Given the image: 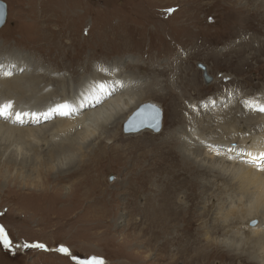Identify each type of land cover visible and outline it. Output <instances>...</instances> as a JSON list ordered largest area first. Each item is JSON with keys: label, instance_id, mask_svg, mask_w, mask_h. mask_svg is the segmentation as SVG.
Here are the masks:
<instances>
[{"label": "rangeland", "instance_id": "1", "mask_svg": "<svg viewBox=\"0 0 264 264\" xmlns=\"http://www.w3.org/2000/svg\"><path fill=\"white\" fill-rule=\"evenodd\" d=\"M1 1L8 4V15L5 25L0 28V58L9 65L7 67L9 71L24 69V73L15 75L20 81L16 85L21 87L24 93L27 91L33 93L39 88L44 89L45 94L57 93L61 91V88L68 87L67 100L73 101L79 98L82 90L88 89L93 82L100 79L111 84L113 81L122 79L125 81L128 78L133 81L136 92H144L157 77L159 81L169 82L172 90L168 87L164 90L170 93L179 92L178 77L188 78L189 76L196 80L203 99L189 102L186 101L188 98L184 97L185 100L182 103L183 97L180 98V111L176 115L172 114L173 109L170 108L172 99L167 97L169 95L167 91L154 87L148 89V92L156 95H150L140 102L137 109V112L141 110L138 113L140 116L137 115V128L140 126L138 118L141 117L144 106L147 103H153L163 110L161 131L157 134L142 132L125 139L127 138L125 135H128L125 133V127L133 126L128 125L135 114L132 111L127 116L132 115L119 124L117 129L113 126L117 141L119 138L125 139L124 141L137 140L138 145H136L139 147H143L150 140V143L162 144L165 134L172 129H177L175 126H179L178 119H180L181 127L187 125L186 121L191 118L189 114L192 112H188L186 109L188 106L191 105L196 111H200L206 104L210 108L219 105V97L221 99L228 95L229 100L236 94L235 97L252 95L251 97L255 98L262 95L261 92L264 90L262 86L264 82H260L263 80L256 81L258 78H264L262 55L255 60L250 55L254 52L243 48L245 59L243 64L246 66L241 69V72H235L233 70L235 67H231L228 63H231V60L222 56L228 52V48L241 45L248 37L240 32L237 34L238 37H232L231 26L238 18L250 13L252 9H248L246 5L250 0ZM169 10L173 11L169 12ZM42 16L44 19H39ZM46 17H53V23L46 25L44 22ZM257 22L264 25L260 18ZM36 37H39L38 43L33 42ZM229 37L233 40L231 41ZM164 48L165 51H163ZM182 59L183 62L176 63ZM260 60H262L261 63ZM12 64L15 67H10ZM21 64L24 67H19ZM199 64L209 69L207 70L211 78L209 83L205 82L204 73L198 67ZM170 67H172L170 74H162L163 71L171 69ZM184 69H188L187 73ZM102 72L103 76L100 74ZM159 74L167 76V79ZM109 78H112V81ZM151 78L154 79L151 80ZM137 83L143 86L139 91H137ZM258 83H261V87L253 86ZM11 85L14 83L9 84ZM12 90L18 92L15 86ZM183 91L184 96L186 93L194 94L191 88L188 92L187 88ZM232 92L233 95L228 94ZM33 97L40 96L37 93ZM60 99L47 98L36 104L20 101L21 106L19 105L18 108L23 111H26L24 109L46 111L60 103ZM212 101H215V106L211 103ZM1 102L6 101L0 96V104ZM59 117L56 116L55 119L47 122L43 121L39 125L12 124L20 131L9 132L5 129L7 132L0 133V227L4 229L10 242L6 246L0 241V264H84L93 257L102 260L103 264H222L221 258L226 260V264H230L231 261L234 264L247 262L248 258H243L247 259L244 261L242 256L240 257L241 253L235 255L234 252L229 253L226 250H232L234 247L230 248L233 243L227 242L230 238L225 230L224 234L221 232L212 235L220 244L208 247L205 252L206 257L201 256L204 255L201 254L202 252H198L199 255L180 254L178 252L182 247L179 245L175 248L169 245V252L166 253L165 250L157 248L160 242L163 243L162 239L156 241L154 247L150 241L151 236L146 234L149 226L144 224L143 214L137 213V210L133 208L126 209V204L131 201L137 204L145 203L143 192L139 195L136 189L137 174L140 171V161L137 157L130 159L128 164L124 165L109 161L103 155L102 160L97 164L96 168H99V171L96 173H103L98 179L101 180L103 188L109 191L107 199H113L109 203L110 208L93 212L94 215H92L93 209L86 210V207L78 205L81 191L84 190V187H75L78 177H70L73 173L64 178L57 172L41 173L44 167H41V161L54 152L53 149L59 146V142L68 138V132L74 123L72 122L74 116L71 119ZM185 117L186 123L182 121L186 119ZM57 120L63 122L55 123ZM66 124L67 127L69 124V129ZM45 125L46 128L42 129L40 134L38 133V139L43 143L37 145L28 138L29 131L26 129ZM243 127L247 135H252V128L249 125ZM236 141L238 142V139ZM46 143L50 145L51 148L48 146L50 149L43 148ZM96 143L93 141L88 144L86 152L94 150ZM115 144L119 143L115 142ZM74 153L75 169H77L81 164L79 159L81 153L79 151ZM114 155L116 156L117 153ZM147 155L148 162L149 154ZM113 164H120V167ZM96 173L94 172L92 176H96ZM165 176L167 175L163 173V177ZM219 184L224 188L221 181ZM216 186L209 189L208 194L203 195V202L197 209L198 214L204 215V211L209 213L197 222V227L191 230L193 234L203 238L201 243L203 249L208 245L204 243L206 232H203L200 226L208 224L211 230L213 226L220 223L215 219L217 211L213 205V202H217ZM69 188L78 190L72 189V193L68 194ZM112 193L114 195H111ZM155 200L160 207L159 200ZM205 207L210 210L207 211ZM140 219L141 223L138 222ZM257 224L258 220L254 219L250 221L249 227L253 228ZM244 239H246L245 236L241 235L237 245H241ZM43 244L48 245L51 252H47L43 247H25V245ZM64 248L68 250V257L67 254H63L64 256L61 253L58 254V250Z\"/></svg>", "mask_w": 264, "mask_h": 264}, {"label": "bare ground", "instance_id": "2", "mask_svg": "<svg viewBox=\"0 0 264 264\" xmlns=\"http://www.w3.org/2000/svg\"><path fill=\"white\" fill-rule=\"evenodd\" d=\"M204 1L209 0H203V2ZM246 5L248 6V9L252 10L249 14H246L240 19L238 18L237 21L235 20L236 22L231 26V33L232 37H238L237 34L239 32L243 35H248V37H246L244 42L239 46L228 48L226 45L228 52L222 55L224 58H229V60H231V63L227 62L231 67H235V69H233L235 72H241V69H244L246 66V64H243L245 61L243 58V48L250 52H254V54L251 53L250 55L251 58L255 60L261 55L264 57V25L257 22L258 18H260V20L264 23V15H262L264 11V0H250L247 1ZM43 16L42 18L39 17V19H44ZM45 19L46 21L44 22L46 25H48V23H53V17H46ZM229 39L231 40V37H229ZM33 42L38 43L39 37L33 39ZM165 50L166 49L164 48L163 51ZM183 61L184 60L182 59L176 63H181ZM261 61L262 60H260V63ZM21 66L24 65H19V67ZM170 68L171 69L163 71L164 73L162 74H170L172 67ZM13 73L14 74L11 77L0 76V96L6 102H13V112L21 111L18 108L19 105L21 106L20 101L36 104L47 98L56 97L61 98L60 100H65L69 97L68 87H64L63 89L61 88V91L57 93L48 92L45 94V90L40 88L38 91L35 90L33 93L29 91L24 93V91H21L22 88L16 85L20 83L17 76H19L18 74H21L22 72H16L14 70ZM162 74L159 75L167 79V76ZM154 78H151V80ZM238 79L240 80L239 77ZM109 80L112 81V78H109ZM257 80H263L260 82H264V78H258L256 81ZM177 81L179 82V92L176 90V93H170L169 91L164 90L167 87L170 90H172V88L169 87V82L167 83L166 80L159 81L157 77L144 92H136L134 90L135 86L133 81L128 78L125 81L122 79L116 82H111V84H118L121 85V87L116 90L113 96L106 99L102 104H98L95 108L85 106L80 109L79 114L74 115L75 118L74 120L72 119V122L74 123L71 125L72 128L68 132V138L65 141L63 139L59 142L58 147H53L55 148V150L53 149L54 152L48 156L46 155L47 158L41 161L42 166H40H44L41 173L57 172L63 178L66 175L73 173L70 177H78L75 182V187H84V190L81 191V198L78 201V205L86 207V210L93 209L91 212L92 214L93 212H100L102 210L109 209V203L113 200L107 199V192L109 191L103 188L101 180L98 179V177L102 176L103 173H96V171H99V168H96L97 164L100 160H102L103 155L109 161L111 160L112 162H118L124 165H127L130 159L137 157L140 161V171L137 174L136 189L137 194L143 192L142 195L144 198H142L145 199V203L137 204V202L131 201L126 204V209L133 208L137 210V213L143 214L142 220L144 221V224L149 226V231H147L146 234H148L149 237L151 236L150 241L152 245L154 244V247L156 245V241L162 239L163 243L160 242L161 244L159 243L160 245H158L157 248L165 250L166 253L169 252V245L174 248L179 245L182 247L178 252L180 254L187 255L202 252L201 254L204 255L201 256L206 257L207 255H205V252L208 247H214L220 244L212 237V235L214 233H221L225 230L228 238H230V240L227 239V242L233 243L230 248L234 247L232 250L226 249L229 253L234 252L235 255H239L241 253L240 257L242 256V259L248 258V260L243 259L244 261L247 260V262H242V264H264V170H261V167H264V159L260 158L261 154L264 153V113L253 110L264 106V90L261 92L262 95L255 98H253L254 96L251 97L252 95L243 96V93L241 94L242 96L235 97L236 94L233 95L232 92L228 93L229 95H233L228 100V95L225 96L224 94L225 97L221 99L219 97L218 99L220 100L219 105L210 108L208 104H206L204 109H201L200 111H196L191 105L188 106L186 109L188 112L192 111L189 114L191 118L187 120L185 117L186 119L182 120L183 122L187 120V125H183L181 127L180 119H178L179 126H175L177 129H172L165 134V138L162 140L164 143L162 144L150 143V140L149 143L143 145V147H139L137 146V140L124 141L131 135L137 136L142 132H152L156 134L160 132H154L150 129H144L137 133L125 135L127 138L124 140L119 138L117 141L116 139L117 135L114 132L115 128H113V126H116L117 129L119 124L125 122L132 115L127 116L129 113L132 111V113H134L138 109L140 102L144 101V99L150 95H156L148 92V89L151 87L158 90L159 88H162L161 90L168 92L169 95H167V97H169L170 100L172 99L170 108L173 109L171 111L174 115L178 114L180 111V98L183 97V100H181L182 103L185 100L184 97L188 98L186 101L189 102H197L203 99V97L201 98L203 94L200 91L201 89H199L200 87L196 84L197 82L195 79L189 78V76L188 78L178 77ZM12 82L14 85L9 86ZM218 83L219 82H217V84ZM13 86L18 89V92H14L12 90ZM253 86L259 88L261 87V83ZM262 86L264 87L263 84ZM141 87L143 86H141L140 83H137V91H139ZM184 88H187V92L189 91V88L193 89L194 94L186 93L184 96ZM223 89L221 90L223 91ZM86 90L87 89L82 90L81 93ZM37 93L40 97L34 98L33 96H36ZM101 95L102 93L97 92L95 93V98H99ZM79 99L80 96L71 102L78 101ZM86 99L92 100L93 96L90 95ZM63 102L64 101L59 104ZM147 105L155 106L153 103H147ZM155 107L159 108L158 106ZM24 110L31 111L27 109ZM32 110L37 111V109ZM139 112H137V114ZM162 121L163 119H161V128ZM57 122L60 123L63 121H55V123ZM153 123H155L154 118ZM12 124L15 123L11 122V120L5 122L4 120H0V133L2 131L7 132L5 129H8L9 132L14 130L20 131V129L14 126L21 125ZM243 124L245 127L249 125L252 128V135H247ZM46 125L48 126V124ZM46 125L44 127L39 126L40 128L35 127V129H30V127L27 128L26 130L29 131L28 138H30L37 145L43 143V141L38 139V135L42 129L46 128ZM236 139H238V142ZM93 141L97 142L94 150L86 152V149L89 146L88 144ZM115 142H118L119 144H115ZM48 146L50 147V145L46 143L43 145V148L46 147L47 149H50L51 147L48 148ZM209 146L214 147L210 149ZM216 149H219L222 154L216 155ZM229 149H233V151H228ZM75 151H79L81 153L79 156L81 164L77 169H75L74 162ZM114 153H117V155L115 156ZM249 153L251 155H248ZM147 154H149L148 162L146 160V157H148ZM229 156L232 158L229 159ZM253 157L256 159H252ZM113 165L120 167V164ZM252 165L254 166L252 167ZM94 172L96 173V176H92ZM163 173L167 176L163 177ZM219 181L224 184V188L219 186L221 185L219 184ZM131 182H133V180ZM144 184L146 185L145 187ZM214 186L217 188V202H213L214 208L217 211L215 213V219L220 223L213 226L211 230H209L210 225L208 224L200 226V228L202 227L201 230L206 232L204 243L208 245L205 249H203L201 246L203 238L196 236L191 232V230L193 227H197V222L205 218L209 213L204 211V215L198 214L197 209L203 202V195L208 194V190ZM72 189L70 190L69 188L68 191H70L67 193L71 194L73 191ZM145 192H148L149 194L147 195ZM111 195H114V193ZM155 199H158V202L161 203L160 207H158V203ZM204 209L207 211L210 210V208L207 207ZM254 219L258 220V224L255 227L250 228L249 223ZM138 222L141 223V219L138 220ZM241 235H244L246 239H244L241 245L238 246L237 244L241 239ZM43 248H45L47 252H51L48 245H44ZM60 253L62 255L67 254L68 257V250L66 248L58 250V254ZM220 261L222 264H226V260L221 258ZM230 264L234 263L231 261Z\"/></svg>", "mask_w": 264, "mask_h": 264}, {"label": "snow or ice", "instance_id": "3", "mask_svg": "<svg viewBox=\"0 0 264 264\" xmlns=\"http://www.w3.org/2000/svg\"><path fill=\"white\" fill-rule=\"evenodd\" d=\"M173 10H169L171 12ZM7 65L3 58H0V76L11 77L13 75L12 71L7 70ZM10 67H15L14 64L10 65ZM20 71H24L23 68H20ZM121 87L118 84H108L105 81H97L93 82L90 87L83 93L80 94V99L75 102H63L61 104L55 105L52 108H49L46 111H12L13 103L11 101L0 104V120L8 121L15 124H19L21 126L25 124H36L39 125L43 121L55 119L56 116L72 118L74 115L79 114L80 109L85 106H90L95 108L98 104H102L106 99L113 96L116 90ZM102 93L99 98H95V93ZM93 96L92 100H87L86 98L89 96ZM213 106H215V101H212ZM155 109V106H153ZM264 113V106L253 109ZM136 130V129H132ZM210 149L214 146H209ZM228 151H233V149H229ZM216 155H221V151L219 149L215 150ZM248 155H251L250 153ZM232 157L229 156V159ZM262 159H264V153L261 154ZM255 159V158H254ZM261 170H264V167H261ZM0 241H2L6 246L10 244L7 235L4 232V229L0 227ZM25 247H44L43 245H25ZM84 264H103L102 260L98 258H91L84 262Z\"/></svg>", "mask_w": 264, "mask_h": 264}, {"label": "water", "instance_id": "4", "mask_svg": "<svg viewBox=\"0 0 264 264\" xmlns=\"http://www.w3.org/2000/svg\"><path fill=\"white\" fill-rule=\"evenodd\" d=\"M7 17V5L0 0V28L5 24ZM199 67L203 70V77L206 83H209L211 78L207 74V69L203 65H199ZM157 106V105H155ZM159 107V106H158ZM143 113H141V117L138 118L140 122V126L137 128V112L134 116L130 119L128 125H133L132 127H125V133L132 134L137 133L144 129H150L154 132L161 131V119H163V114L161 108L155 107L156 110L153 109V105H145ZM140 116V114L138 115ZM153 118L155 123H153ZM136 129V130H132Z\"/></svg>", "mask_w": 264, "mask_h": 264}]
</instances>
